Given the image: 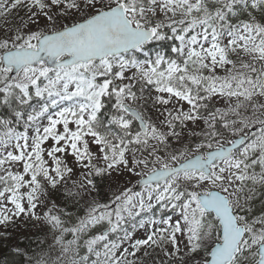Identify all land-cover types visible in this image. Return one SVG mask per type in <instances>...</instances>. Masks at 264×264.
<instances>
[{
  "label": "snow or ice",
  "instance_id": "snow-or-ice-1",
  "mask_svg": "<svg viewBox=\"0 0 264 264\" xmlns=\"http://www.w3.org/2000/svg\"><path fill=\"white\" fill-rule=\"evenodd\" d=\"M33 220L60 264H264V0H0V227Z\"/></svg>",
  "mask_w": 264,
  "mask_h": 264
},
{
  "label": "trees",
  "instance_id": "trees-1",
  "mask_svg": "<svg viewBox=\"0 0 264 264\" xmlns=\"http://www.w3.org/2000/svg\"><path fill=\"white\" fill-rule=\"evenodd\" d=\"M107 192L108 189L105 188ZM93 199L87 196L86 199ZM99 199V197H96ZM83 204V202H82ZM69 211L77 212V209L70 208ZM82 214V213H78ZM7 232L9 235H3ZM19 247L28 251V254L42 256L49 260L50 255V233L46 228L36 227V221H25L18 225L9 226L7 229L0 227V264L8 261L9 264H20L21 257L15 256L13 248Z\"/></svg>",
  "mask_w": 264,
  "mask_h": 264
},
{
  "label": "rangeland",
  "instance_id": "rangeland-1",
  "mask_svg": "<svg viewBox=\"0 0 264 264\" xmlns=\"http://www.w3.org/2000/svg\"><path fill=\"white\" fill-rule=\"evenodd\" d=\"M133 183H135V181H133ZM39 226L42 228H46L41 222L36 221V227H39ZM54 235H55L54 233H50V255H49L48 264H60V262L56 261V257H57L59 249L55 246L53 242Z\"/></svg>",
  "mask_w": 264,
  "mask_h": 264
}]
</instances>
